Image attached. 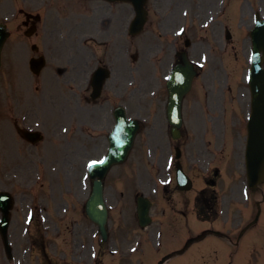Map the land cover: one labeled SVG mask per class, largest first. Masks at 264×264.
I'll list each match as a JSON object with an SVG mask.
<instances>
[{"label":"flooded vegetation","instance_id":"af4514ba","mask_svg":"<svg viewBox=\"0 0 264 264\" xmlns=\"http://www.w3.org/2000/svg\"><path fill=\"white\" fill-rule=\"evenodd\" d=\"M223 2V6L220 7ZM258 7H264V0H153L148 3L147 11L148 17L150 13L155 16H150V23L140 35L142 38L137 40L129 31L130 4L98 0H10V11L6 9L8 12L3 16H10L7 27L10 32L9 39L13 40L10 44L11 54L28 52L30 57L42 56L44 59V66L37 74L30 71V78L35 84L36 91L42 87L43 97L36 103L41 106V112L33 109L14 111L13 128L17 133L23 128L42 132L47 130L53 139L59 137L60 141L63 140L61 144L63 149H66V146L79 148L83 142L80 134H89L88 137L92 140L90 145L97 148L104 144L107 146L108 135L115 124L114 114L118 107H122L127 118L138 117L137 115L141 113L147 118H157L156 130L152 125L147 126L143 123L142 130L162 133L170 128L165 121L167 91L165 83L160 78V75H164L163 69L166 66L171 68L182 64L184 56L191 59L196 52L204 53L207 48L209 50L217 48L225 53L227 51L225 34L229 31L235 39L247 37L250 40V29L256 20L255 14L262 13L260 9L256 10ZM183 10H187L192 21L191 38L188 35L177 37L172 32L174 26L179 24L178 19ZM218 10H221L218 24L212 25L210 30L202 28L201 24L214 14H218ZM210 36L216 40L212 47L206 46L203 40ZM195 37L198 40H195ZM186 39L189 42L188 47L185 46ZM139 46L141 48L137 49ZM248 47L249 49L251 47L249 43ZM132 48H136L137 52L140 50V55L136 53L133 56ZM130 66H159L155 78L156 95L153 98L147 99L143 95L140 102L131 105ZM34 68L36 69V66H33ZM101 68L110 70V77L104 82L99 95L93 98L92 78ZM193 91L194 88L186 96L184 116L186 101L188 98L190 100ZM220 91L224 99V91ZM212 97L216 99L215 95ZM0 108L4 109L5 105L2 104ZM221 116L225 117L223 111ZM36 122L40 129L34 127ZM236 128L241 130L239 120L231 130ZM181 134L187 135L184 127ZM183 144H188V141L185 140ZM239 149L240 142H237L235 154L239 158L235 164L237 173L238 170L241 173ZM227 151L228 147L224 145L222 158L225 161ZM198 153L208 158L212 155L209 147ZM165 160L166 154L160 146L158 166L164 164ZM176 165V160H173L170 168L173 179ZM192 169L193 166L187 169L183 166L188 176ZM237 173L234 179H237ZM158 174L161 176L163 171L159 169ZM219 177L218 170H212L211 177L206 180L208 188L217 185L216 180ZM229 184V192L221 198L214 191L207 190L201 191L196 198L193 195L177 194L173 199L171 197L173 193L183 192H168V189H165L163 194L166 195L161 199L171 204V211L166 216L165 212L161 211L160 218L173 223L182 209H194L198 198L211 219L212 215L216 214L218 199L221 205H224L221 214L224 213L222 218L227 222L222 226L229 230L225 234L218 233L215 231L217 229H213V224H210L211 229L207 233L221 239L220 264H232L234 261L235 264H242L246 257L249 260L248 264H264V224L256 230L257 223H243L245 218L240 211L231 212L233 205L241 200V196L239 181L236 189L233 182ZM249 205H252V200L249 201ZM219 229L224 231L223 228ZM214 242H216L214 238L204 239L205 249L210 254L217 252L211 248ZM93 245L92 242V247Z\"/></svg>","mask_w":264,"mask_h":264},{"label":"rangeland","instance_id":"374dc122","mask_svg":"<svg viewBox=\"0 0 264 264\" xmlns=\"http://www.w3.org/2000/svg\"><path fill=\"white\" fill-rule=\"evenodd\" d=\"M241 41H247V39H235L233 45L228 46V52L226 55H221L220 49L217 48H214L212 51H206L209 58L208 64L205 66V69L201 72L200 77L196 81V86L193 91L192 97L190 98V100L188 98L185 104L184 119L186 121V128L187 130L193 129L194 132V135H190V138L192 139L190 140L191 143L188 145V148L184 149L185 154L183 157V161L186 166H189L190 164L189 160L192 158L190 154L193 153V157H196L198 150L203 149L205 146L204 138L201 137L198 132L195 133L194 129L201 130V124L207 126L206 122L211 119L213 122L215 121V126L213 129H210V131H218V129L220 128L218 122L222 119L221 111L224 100H226L225 108L228 111V115L230 116V118H233V123H237L239 118L243 116V103L238 98V94L241 92H245V90H243L242 83L239 81V78L242 77L244 70L247 69L248 66H245L244 64V55L246 54L247 49L245 46H243ZM210 45H212V43H210ZM231 46H235L237 48L231 49ZM240 46H242V49H240ZM196 56H198V54H196ZM5 66L6 76L4 77V67L0 90L2 88V93L5 92V99L10 100L13 82L10 81L11 77L7 70V66H9V59L7 57L5 59ZM136 79L137 81L140 80L138 76H136ZM227 80L232 87H237L238 93L236 96H233L231 100L228 99L227 94H225L223 99L222 91H220L223 90L224 84H226ZM203 83L205 88L202 85ZM221 85L222 89H220ZM212 95H215L216 99H214ZM200 114L201 117L199 116ZM8 116L9 117L7 119L3 120L6 124L9 122V120H11L10 114ZM229 122L231 123V120H229ZM229 122L227 120L228 126L230 125ZM149 135L146 132L141 133L137 143L138 147H136V149L132 152L128 162L123 166L112 169L106 179L105 195L108 203L114 207V209L111 210V223H113V225L114 223H120L123 225L124 223H126V225L124 226L129 232V236L127 238V242H122L124 236H119L117 233H114V238L112 239L115 240L113 242V245L111 244V248L119 249L120 253L114 257H104L100 264H139L141 254L144 255L142 257L143 264H153V261H155L158 256L156 253V249L158 254H162L169 248L170 245L174 244V242H169V238L173 237V233L165 228H162V231L156 228L155 238L153 241V232L154 227L156 226V223L154 221L148 229H146L145 231L142 230L144 235L143 243H145V240H147V242L145 243V247L142 248L144 254L140 252L136 255H126V249L131 246L133 241L136 239V235L133 232H130L131 226H133V228H136L134 221L135 217L133 197L137 192H145V185L155 184L156 179V168L149 165L148 159H146L145 161V146L143 147V149L142 142H140V138H142L143 141L145 137ZM241 136H244L243 131L241 133ZM209 139L214 140L212 135L209 136ZM156 142L166 144V135H159V137H156L153 142H150V144H156ZM237 142H240L239 134L234 135L232 147L227 151L226 162L223 169V174L229 175L232 179H234L236 174L234 171V164L237 160V156L235 155L237 151ZM0 145V167H3V170H11L9 173H7V176L10 177L12 173H15V175L17 176L16 180H18L15 181L12 179L10 182H8L3 176H0V190L3 189L12 192L13 194H15L17 200V206L13 210L12 224L9 230L11 240L12 242H14V244L17 243L19 247L26 245L25 237H22L23 233L22 231L20 232V230L22 228V220L27 209L25 205L30 202L31 198H35L40 203V206L45 208L50 219L53 217H57L56 213L59 212V209L65 204H67L69 208H71L70 212L74 210V214H72V216L67 217L66 220L60 222V231L58 234H56V230L54 228L49 233V236L51 238L49 242V252L51 253V255L54 254V262H59L62 254L72 249L70 247L71 239L77 240L78 243L79 241H83L84 243H86V229H88L89 227V222L81 217L80 214L82 200L84 199L85 194L83 196V199L79 200L78 202L73 198V192L76 191L77 194L79 192V184L77 182V178H75L73 174L80 175L83 163L81 159L84 156L76 158L75 161L68 162L65 167L66 171L63 170L59 174V177H61L62 179L66 178L67 180L58 181L57 173L59 172V170L56 172V174L47 175V172H50L48 168L49 166L56 165L62 161L61 158L63 153L59 149L57 151L53 150L52 153H49L47 155H45L42 150L39 149L37 151L38 154H35L32 148L24 147L22 149L21 146H18L14 143V140H7L3 137H0ZM210 147L212 149L215 148L216 143L212 141ZM56 152L58 153L57 155L55 154ZM89 157L97 158L98 155L92 154L90 156H86L85 159ZM142 160L144 161L142 162ZM135 161L137 162L136 164ZM36 165L40 170L45 172V179L43 180V183L45 184L40 188L35 187L31 189L33 180H31L30 177H32L33 175H30V173H33L35 171ZM70 165H73L71 172L69 170ZM192 176L195 179V188H200L202 184L200 183V173L197 171V169H195ZM58 183L61 184V187L57 186ZM151 189L152 188H149V190H146V192L149 193V196H154ZM47 190H52L51 195H53V197L51 199V195L49 197H46ZM31 191H36L39 193L45 192V198H43V193L31 194ZM151 199L152 201L156 202L157 197L154 196L151 197ZM21 201H23L24 206H21ZM153 208L155 212V205ZM190 220V222H192V219ZM202 227L203 225L200 226V228ZM151 233L152 237L149 236ZM120 241L121 243L120 245H118L117 242ZM96 243L97 239L94 238V249L96 247ZM152 244L154 245L153 247ZM71 257H73L72 253L68 252V263L72 262V260L70 259ZM33 259L36 258H34L33 256ZM184 260L185 258L180 259L179 261ZM176 262L172 264H175ZM0 264H8L7 260L4 259L1 242Z\"/></svg>","mask_w":264,"mask_h":264},{"label":"water","instance_id":"95a60500","mask_svg":"<svg viewBox=\"0 0 264 264\" xmlns=\"http://www.w3.org/2000/svg\"><path fill=\"white\" fill-rule=\"evenodd\" d=\"M132 2L136 5H138L139 0H132ZM251 85L253 87L252 89V95H253V110L256 114H260L264 112V71L261 70L258 66H252L251 70ZM254 137L260 138L259 146L255 149H249L248 154V163H249V176L250 180L254 181L256 178L257 170L264 171V134H254L252 133V136L250 138V141H253L250 143V147L253 148L254 143ZM263 139V140H262ZM129 146L125 150H118L113 149L111 150L110 154L107 156V160L103 164H94L92 166L91 170V176L92 177H98V180L94 182V188H93V197L88 203V213L94 220L96 224H98L99 229L103 236H105V230L104 225L106 223V211H105V205L102 198V183L101 179L105 176L106 172L110 168L111 164L115 161H121L126 152L128 151ZM258 150V155H255V151ZM147 205L144 203V201L139 202V219L140 223L146 222V214H147ZM4 220L7 221L8 219V213L7 208L4 209ZM3 233H4V227H3Z\"/></svg>","mask_w":264,"mask_h":264},{"label":"snow or ice","instance_id":"6c2138e0","mask_svg":"<svg viewBox=\"0 0 264 264\" xmlns=\"http://www.w3.org/2000/svg\"><path fill=\"white\" fill-rule=\"evenodd\" d=\"M93 163H103V161H99V162H93Z\"/></svg>","mask_w":264,"mask_h":264}]
</instances>
